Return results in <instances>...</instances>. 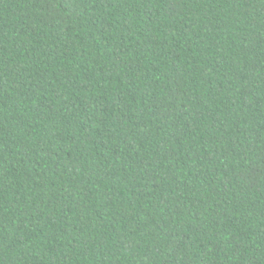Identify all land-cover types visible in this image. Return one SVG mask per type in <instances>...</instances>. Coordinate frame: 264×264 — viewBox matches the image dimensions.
Returning a JSON list of instances; mask_svg holds the SVG:
<instances>
[{
  "label": "trees",
  "instance_id": "1",
  "mask_svg": "<svg viewBox=\"0 0 264 264\" xmlns=\"http://www.w3.org/2000/svg\"><path fill=\"white\" fill-rule=\"evenodd\" d=\"M0 264H264V0H0Z\"/></svg>",
  "mask_w": 264,
  "mask_h": 264
}]
</instances>
